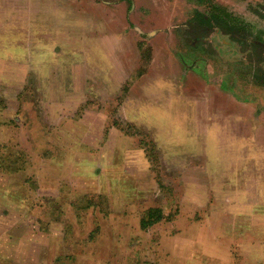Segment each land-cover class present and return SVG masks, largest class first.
Listing matches in <instances>:
<instances>
[{
    "label": "rangeland",
    "instance_id": "374dc122",
    "mask_svg": "<svg viewBox=\"0 0 264 264\" xmlns=\"http://www.w3.org/2000/svg\"><path fill=\"white\" fill-rule=\"evenodd\" d=\"M18 1L10 0L0 5V168L12 170L9 173L19 171L15 174L24 173L38 183H42V175L37 176V172H50V165L41 161L49 151L42 141L45 136L30 134L24 128L34 125L30 122L34 112L43 119L53 114L55 122L61 120L63 108L52 107L51 111L48 101H40V94L50 91L42 89L37 82L39 78L50 79L56 74L69 75L70 71L65 74L62 66L65 63L67 68L70 61V64L85 65L75 71L83 92L79 93L80 88L74 83L69 88L74 100L79 99L74 116L81 118L89 112L102 116V123L105 121L108 125L114 121L122 128L121 132L114 131L110 139L99 143L94 154L101 162L106 152L112 153L113 145H116L130 157L128 165L136 175L135 179L124 178L113 188L109 202L96 198L94 208L80 214L75 223L59 226L61 236L56 249L52 247L49 254L41 257L50 258L48 264H98V261L100 264H177V252L195 239L207 243L208 254L213 253L209 247L213 240V203L216 201L213 190L222 183L213 180V165L204 159L210 157V152L213 155V134L223 138L227 134L219 130L214 132L215 127L227 125L224 118L229 115L227 112L264 110V0H134V25L155 31L150 40L140 39L153 49L155 47L151 68H143L145 66L138 62L137 40L132 33L123 42L110 38L104 43L100 38H93L86 53H70L59 59L61 52L58 51L46 63L51 65L48 70L41 68L44 63L40 61L36 62V69L32 63L33 69L22 71L14 66L21 60L18 45L42 36L40 32H32V29H39V21L32 24L28 14L39 4L37 0L24 5L26 15L22 21L16 15L8 16L3 10L10 5L14 7ZM147 1L154 12L148 19L150 13L143 12L142 5H137ZM214 4L220 10H214ZM224 10L245 22L242 25L244 31L234 29L232 35L213 26L214 14L232 20V16L224 15ZM114 13L120 14L117 10L112 11ZM202 14L212 17L203 28L199 22ZM113 16L108 19L117 14ZM124 27H127L126 23L115 19L104 24L102 29L117 35ZM93 33L97 35V32ZM254 42L260 46H252ZM97 43L102 46L100 51L94 47L101 48ZM28 57L31 59V53ZM122 58L128 60L129 65L133 64L130 72L120 71V65H116ZM113 63L117 70L112 74L117 79L129 76L131 81L111 86L114 81L110 79L109 69ZM19 79L21 84L15 82ZM137 81L138 84H134ZM152 81L160 87L158 94L154 91L153 100L147 94L154 87L150 86ZM52 88L59 91L56 85ZM117 95L122 102L113 109L111 105ZM209 111H213V118L205 116ZM92 115L89 121L96 118ZM8 125L14 128L4 134ZM235 126L240 134L242 127L247 125L235 123ZM124 130L133 131L141 145L124 137ZM57 131L60 133V127ZM61 136L57 134L59 139ZM5 137L9 139L8 144L2 145ZM14 144L23 149L18 150ZM136 150L149 160L145 168L135 158ZM17 153L23 154L29 166L16 169L17 166L11 163L3 165L1 160L7 163ZM214 153L222 157L218 151L214 150ZM61 174L64 175V171ZM190 181H196L201 192H194L189 187ZM74 192L62 189L58 193L55 190L52 195L57 194L59 208H65L67 202L75 203ZM152 206L161 207L166 218L155 228L144 231L139 228V221ZM178 232L177 235L188 238L186 242L174 235ZM202 264H213V261Z\"/></svg>",
    "mask_w": 264,
    "mask_h": 264
},
{
    "label": "crops",
    "instance_id": "0c3cea01",
    "mask_svg": "<svg viewBox=\"0 0 264 264\" xmlns=\"http://www.w3.org/2000/svg\"><path fill=\"white\" fill-rule=\"evenodd\" d=\"M9 1L1 0L0 5ZM28 1L30 0H19L14 7L10 5L3 10L9 14L8 16L16 15L21 20L26 15L23 7ZM37 2L39 4L28 14L32 24H35L36 20L39 21V29H32V32H40L42 37H36L35 41L30 43L23 41V44L18 45L21 60L19 59L20 61L14 65L18 71L33 69L32 63L36 69V62L40 61L44 63L41 68L48 70L51 65L48 66L46 63L52 60L58 51L61 52L58 58L62 59L70 53L80 51L86 53L89 50V42L93 38L94 40L100 38L104 43L110 38L115 39L116 42L117 39L118 42H123L126 38H130L132 33L135 41L137 40L135 43L138 62L141 66H145L143 68L152 67L155 47L153 49L152 45L141 40H150L149 37H152L155 31L143 30L138 25H134L133 20L136 17L133 4L136 1L134 3V0H43L42 2L37 0ZM137 5H142L143 12L150 13L146 19L152 17L154 12L150 9L152 8L150 2ZM115 10L120 14L114 13L117 17L113 18L112 11ZM108 13H111L113 20L127 24L126 28L119 29L120 32L117 35L110 30L106 32L102 29L104 24L113 22L112 18L108 19L111 17ZM204 26L201 25L202 28ZM93 32H97V35ZM94 47L99 51L102 49L101 45H99L101 48L97 45ZM63 49H71V51ZM28 53H31V59ZM105 53L107 54L106 50ZM110 54L114 56L113 52ZM67 64L66 68V64L63 63L62 68H65V74L68 73L66 71H70L69 75L56 74L50 79L39 78L37 82L42 89L50 91V93H41L40 101H48L51 111L52 107L63 108L59 116L61 120L55 122L53 114L43 119L34 112L30 121L34 125L29 124L26 125L27 128H24L30 134L39 133L45 136L42 141L48 146L49 151L41 161L50 165V172L43 170H40V173L37 172V176L40 177V174L43 176L40 179L42 183H38L34 177L28 179L24 173L16 175L15 173L18 174L19 171L9 173L12 170L0 168V263L41 264L45 262L48 264L50 258L41 256L49 254L52 247L53 250L56 249L61 236L60 232L58 233L59 226L67 227L75 223L80 214L87 212L89 208H94L96 198L109 202L111 193L114 192L112 189L124 178L135 179V172L128 165L130 157L123 154L124 149L121 150L113 145L114 151L106 152L101 162L94 154L99 143L110 139L114 131L121 132L122 128L114 121L108 125L105 121L102 123L100 121L102 116L92 115L89 112L84 113L81 118L74 116L73 112L79 99L74 100V94L69 88L74 83L79 86V93L83 92L82 83H78L79 79L75 77V71L84 68L85 65L70 64V61ZM113 64L114 66L109 69L110 79L114 81L110 83L111 86L117 87V85L121 86L122 82L131 81L129 76L124 75L117 79L112 73H116V65H120V71L124 69L125 72H130L133 64L129 65L128 60L123 58L119 64ZM53 68L52 66L51 69ZM75 79L77 80L73 82ZM15 82L21 84L20 79ZM152 83L153 81L150 86L154 87L147 94L149 99L153 100L154 91L158 94L160 87ZM134 84H138V81ZM134 84L132 85L135 86ZM55 85L59 87V91L52 88ZM46 86L50 88L47 89ZM54 91L58 92L54 93ZM119 99L121 97L117 95L111 105L113 109L117 105L120 106L122 99ZM226 114H229L224 117L227 125L215 127L214 132L219 130L222 134L225 132L227 134L224 135L225 138L213 134V140H211L213 155L210 152V157L204 159L213 165V180L222 183L213 190V198H216V201L213 203V240L209 244L213 253L208 254L207 243H203L202 240H190L185 249L177 252L175 256L177 264H202L207 261H213V264H264V110L227 112ZM91 115L96 118L89 121ZM205 116L213 118V111L207 112ZM239 117H242L241 120H237ZM235 123L237 126L239 123L247 126L242 127V133L239 134ZM57 127H60V133ZM13 128L8 125L3 133L8 134ZM124 133V137L141 145L140 139H137L133 131L124 130ZM57 134L62 135L60 139ZM36 139L37 136L34 137V140ZM8 140V137H5L2 145L8 144ZM13 146L18 150L22 148L16 144ZM206 146L210 148L211 145ZM214 150L218 151L222 157H217ZM136 152L135 158H138L140 166L145 168L149 160L144 153L142 155L140 151L136 150ZM224 158H226L225 161H223ZM1 162L5 166L11 163L17 166L16 169L29 166V161H26L22 153H17L16 157H10L7 163L5 160ZM63 171L64 175L61 174ZM189 187L194 192L202 190L196 181H190ZM62 189L76 191L74 192L76 193L75 203L67 202L65 208H59L58 195H52L55 190L58 193V190ZM150 208H158L161 218L147 227L139 226L144 231L155 228V225L166 218L161 207L152 206L148 209ZM177 234L179 232L174 235ZM177 237L184 242L188 239L184 235H177ZM27 246H29L28 249H26ZM98 264H100L99 261Z\"/></svg>",
    "mask_w": 264,
    "mask_h": 264
},
{
    "label": "trees",
    "instance_id": "16d2710c",
    "mask_svg": "<svg viewBox=\"0 0 264 264\" xmlns=\"http://www.w3.org/2000/svg\"><path fill=\"white\" fill-rule=\"evenodd\" d=\"M214 10H220V7L217 5V4H214L213 6ZM224 15H227V16H232L233 18H231L232 22L224 19L223 17H220L216 14L213 15V26L219 30H227L228 33L230 34H234V29L235 31L236 30H241V31H244V28H243V24L242 23L243 21L242 20H239L237 18V16H235L233 13L231 12H228V11H225L224 10ZM212 20V17L210 16H206L205 14L201 15V18L199 19V22H200V25H206V24H209V22ZM241 28V29H240ZM238 32V31H236ZM235 32V33H236ZM234 40L237 41V39L235 38ZM238 42V41H237ZM254 45L255 46H260V44L254 42L252 43V46ZM259 48V47H258ZM264 48V47H263ZM161 218V212L158 208H150L147 210L146 214L144 217H142V219L140 220V226L142 227H147L149 226L150 224H153L155 221L159 220Z\"/></svg>",
    "mask_w": 264,
    "mask_h": 264
}]
</instances>
